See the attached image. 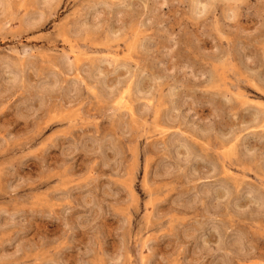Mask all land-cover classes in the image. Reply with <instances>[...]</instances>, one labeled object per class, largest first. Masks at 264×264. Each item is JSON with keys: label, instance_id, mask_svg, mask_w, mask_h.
Listing matches in <instances>:
<instances>
[{"label": "rangeland", "instance_id": "374dc122", "mask_svg": "<svg viewBox=\"0 0 264 264\" xmlns=\"http://www.w3.org/2000/svg\"><path fill=\"white\" fill-rule=\"evenodd\" d=\"M0 264H264V0H0Z\"/></svg>", "mask_w": 264, "mask_h": 264}]
</instances>
